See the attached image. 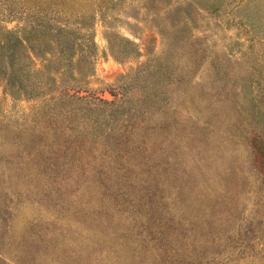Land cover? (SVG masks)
Segmentation results:
<instances>
[{"label": "rangeland", "instance_id": "rangeland-1", "mask_svg": "<svg viewBox=\"0 0 264 264\" xmlns=\"http://www.w3.org/2000/svg\"><path fill=\"white\" fill-rule=\"evenodd\" d=\"M60 27L0 79V264H264V0H0Z\"/></svg>", "mask_w": 264, "mask_h": 264}, {"label": "trees", "instance_id": "trees-1", "mask_svg": "<svg viewBox=\"0 0 264 264\" xmlns=\"http://www.w3.org/2000/svg\"><path fill=\"white\" fill-rule=\"evenodd\" d=\"M57 32L56 36L45 33L41 38L42 44L38 46L39 48L32 44L27 36L0 40V79L5 82L6 90L10 94L20 91L22 95L33 98L42 94L43 90L40 87L56 81V76L43 74L34 67L31 53L35 51L42 53V46L61 42L59 38L65 29L60 27ZM43 39L47 41L43 43Z\"/></svg>", "mask_w": 264, "mask_h": 264}]
</instances>
